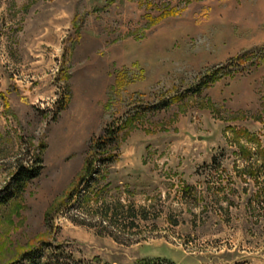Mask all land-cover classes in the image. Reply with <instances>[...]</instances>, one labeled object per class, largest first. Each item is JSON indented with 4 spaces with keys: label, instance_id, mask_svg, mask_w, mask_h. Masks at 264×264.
<instances>
[{
    "label": "rangeland",
    "instance_id": "1",
    "mask_svg": "<svg viewBox=\"0 0 264 264\" xmlns=\"http://www.w3.org/2000/svg\"><path fill=\"white\" fill-rule=\"evenodd\" d=\"M141 261L264 264V0H0V264Z\"/></svg>",
    "mask_w": 264,
    "mask_h": 264
},
{
    "label": "trees",
    "instance_id": "2",
    "mask_svg": "<svg viewBox=\"0 0 264 264\" xmlns=\"http://www.w3.org/2000/svg\"><path fill=\"white\" fill-rule=\"evenodd\" d=\"M114 132H109V131H106L102 137H100L98 139V142H95V144H93V147L92 149L93 150H96L95 152H97L99 149H103L108 142H110L111 140H113L114 138ZM101 163H111L113 161V158L110 156V157H105V158H102L101 160ZM38 174V169H26L24 168L22 165H19L18 166V171H17V174H16V185L18 184H21L22 180L24 178H27V177H35L36 175ZM93 175V169H92V161L90 160H86L85 162V165L83 167V171H82V174H81V177L80 179L78 180V185L81 184L82 182H89L91 184L92 182V176ZM90 180V181H89ZM88 183V185L86 186L87 189H89L90 187V184ZM137 264H153V262L151 261H141Z\"/></svg>",
    "mask_w": 264,
    "mask_h": 264
}]
</instances>
